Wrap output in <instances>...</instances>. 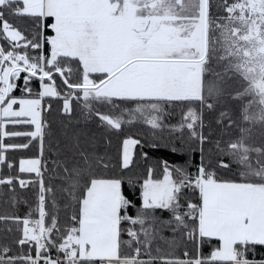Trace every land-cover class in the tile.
<instances>
[{
  "label": "snow or ice",
  "instance_id": "6c2138e0",
  "mask_svg": "<svg viewBox=\"0 0 264 264\" xmlns=\"http://www.w3.org/2000/svg\"><path fill=\"white\" fill-rule=\"evenodd\" d=\"M0 264H264V0H0Z\"/></svg>",
  "mask_w": 264,
  "mask_h": 264
},
{
  "label": "trees",
  "instance_id": "16d2710c",
  "mask_svg": "<svg viewBox=\"0 0 264 264\" xmlns=\"http://www.w3.org/2000/svg\"><path fill=\"white\" fill-rule=\"evenodd\" d=\"M93 130L95 131V128L93 127ZM32 153H23V154H20L18 153L17 154V159L19 158L20 155H31ZM154 155L156 156H162V157H165V158H168V159H171L172 157L167 153V152H158V153H155Z\"/></svg>",
  "mask_w": 264,
  "mask_h": 264
}]
</instances>
